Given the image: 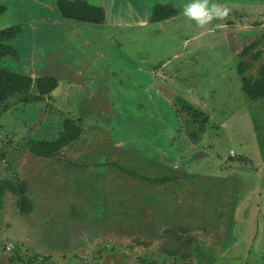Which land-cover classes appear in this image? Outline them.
<instances>
[{"label":"rangeland","instance_id":"374dc122","mask_svg":"<svg viewBox=\"0 0 264 264\" xmlns=\"http://www.w3.org/2000/svg\"><path fill=\"white\" fill-rule=\"evenodd\" d=\"M87 1L105 7L104 24L63 18L56 0H0V29L22 27L7 41L17 56L0 57V66L58 80L50 100L20 103L0 116V170L14 168L15 151L30 136L53 138L70 115L85 124L77 165L66 160L64 169L49 171L56 180L67 174L60 187L67 201L56 207L55 193L49 202L39 196L41 209L47 203L54 210L41 217L14 205L0 211V264H11L4 251L10 242L24 259L39 254L34 264H135L145 253L162 260L164 240L155 233L168 221L196 226L197 264H264V58L245 52L260 46L264 0L259 19L245 0H213L231 9L227 28L202 36L182 15L190 0ZM158 4L178 14L152 22ZM189 104L210 115L199 138L178 113ZM117 163L141 176L178 179L158 189ZM180 211L185 219L176 217ZM102 231L110 236L100 240ZM117 231L131 239L151 234L153 245L131 250ZM47 255L54 256L43 261Z\"/></svg>","mask_w":264,"mask_h":264},{"label":"trees","instance_id":"16d2710c","mask_svg":"<svg viewBox=\"0 0 264 264\" xmlns=\"http://www.w3.org/2000/svg\"><path fill=\"white\" fill-rule=\"evenodd\" d=\"M56 8L60 15L65 19H73L92 24H104L106 21V13L103 7L92 4L87 0H56ZM5 10L6 6L0 5V15L4 13ZM177 14L178 11L173 8V6L158 4L154 7L151 21H163L165 19H170ZM246 16L249 21H252V24L258 25V28L262 25L261 20L257 21L259 19L258 14V19H256L257 16L254 17L249 14ZM21 31L22 27L20 25L0 29V57L17 56V49L9 45L7 41L17 36ZM257 33V36L259 37L256 45L259 44L261 50H257L259 47H253L254 49H252L245 46V52L247 54L248 51H251L252 60L259 62L262 60V57L264 58V49H262V43L264 45V31L262 33ZM242 46L244 47V45ZM56 86H58V80L55 77L30 75L6 66H0V116L20 103L29 104L50 100V98H53V95H56ZM178 113L179 115H187L189 117L188 120L194 126V131L189 133H197V138L200 137V133L205 132V128L209 125L210 115L197 106L191 104L182 106L178 109ZM60 125L57 134L51 139L35 136H30L25 139L23 146L28 148L31 157H34V159L38 161H45L48 159L61 162L62 155L67 153V150L72 151L79 145L80 141L85 138V124L82 118H75L70 115L69 117L64 118ZM246 158V156H243L238 160L240 163H243L246 161ZM76 161L77 159L71 158L69 164L75 166L77 165ZM96 164L102 163L96 162ZM116 165H118V168H121V170L127 175L139 178L148 183H156L158 189L171 185L172 182L176 183L178 179H175L170 175L156 178L152 176H141L138 172L125 168L120 163H117ZM10 167L11 166L3 167V170H1L2 172L0 171V205H4L7 195H15L18 197L16 204L21 214L28 217L32 216L35 212L36 203L31 200L30 193H32V188L35 189V186L30 187L29 184L33 183L34 180L29 176H25V178L20 177L19 173L15 174ZM5 171H10L11 175L4 176L2 173ZM185 214L186 213L180 211L176 213V217L185 219V216H187ZM205 226L206 225L203 224L200 227L206 228ZM195 228L196 226L194 224L191 225L179 221L175 223L170 221L166 222L160 228L159 233H155L158 234V238L161 237L164 240L162 247L159 250V254H161V256H166V258L160 260L157 257H153V254L145 253L136 257L135 264H197L196 255L199 244L202 241L198 240L192 233V231H195ZM105 231H102V239L100 240H103L106 236H110L107 235L108 233H104ZM225 234L226 233L223 235V239ZM201 235L202 233H200V237ZM115 236H124L125 238L130 239L127 244H123L131 250L134 249L136 245H141L147 249L153 245V236L151 234L149 236L137 234L136 236H132L131 239V236L127 235L126 232L117 231ZM94 242L95 238L92 240L90 239L89 244ZM89 244L86 245L89 247L88 250H91V245L89 246ZM102 248L100 247L96 251L99 254V257L97 258L98 260L104 258V250H106V247ZM28 250L30 249L28 248ZM4 251L6 252L5 247ZM15 252L14 249L8 253V260L11 264H34L35 260L40 257L39 254L34 253L31 254V256H28L27 259H24L21 253ZM52 256H45L43 261L52 260ZM62 256L64 257L66 255Z\"/></svg>","mask_w":264,"mask_h":264},{"label":"crops","instance_id":"0c3cea01","mask_svg":"<svg viewBox=\"0 0 264 264\" xmlns=\"http://www.w3.org/2000/svg\"><path fill=\"white\" fill-rule=\"evenodd\" d=\"M113 1H115V0H113ZM241 5H246L248 7H251L253 9H255V10L257 9L256 11H257V14L259 15L258 9H261L263 4H262V0H250V1H246L245 0L244 3H241ZM100 6L103 7V9L105 10V7L104 6H102V5H100ZM105 13H106V20H107V12H106V10H105ZM155 75L157 76V72H155ZM195 134H197V133H195ZM195 134L193 133V135L195 137H197ZM157 147L159 149L160 148H163V146L162 145H159V144H157ZM21 148H22L21 150H19V151L16 150L15 151V156H14L15 158H13V159H15V164H14L13 171L15 172V174L19 173L20 177H23V178H25V176L31 177L34 180V182L31 183V184H29L30 187L31 186L32 187L35 186L36 185V182L39 185V188H40L39 190H37L36 189L37 186H35V189L32 188L33 189L32 190V193H30V198H31V200L33 202L36 203V201H39V196L45 197V200H43L44 202H49L52 199L53 194L55 193V196H54L55 198L53 199V201L55 202L54 204L57 207L56 202L57 203L59 201L62 202V200L64 201V199H66V196L63 194L64 192H62L60 190V187L66 186L64 180L66 179L67 174H63V175L59 174V177L58 178L61 181L59 179H57V180H59V181H57L55 178H53L52 175H50L49 171H51V168H53V169H58V168L61 169V168H63L64 169V164H63L64 161L67 160V161L70 162L71 158L72 159H77V157L80 158V156H78V155L81 153L82 148L80 147V145H78V147H75L72 151L67 150V153H65V154L62 155L61 162L52 161V160H48V159H46L45 161H38V160L34 159V157L32 158V160L29 161V159L31 158V156L28 157L27 156V153H29L30 151L28 150L27 147L25 148L23 146ZM164 149L165 148H163V150ZM71 154H73V155H71ZM25 155H26V157H28L27 160L25 159ZM34 160H36V161H34ZM32 162L35 163V167L34 168H33V164H31ZM2 174L4 176H8V175H11V172L10 171H7V172L5 171ZM12 176H14V175H12ZM45 185H47V187ZM43 186L45 188H43ZM51 187H54L55 188V189L52 188V190H54L55 192H53L51 190ZM57 187H59V189ZM34 196H36V198H34ZM49 196H51V197L49 198ZM5 199L6 200H5L4 205H0V211H3V215L6 214L4 212V209L5 208H9V206H11V205H14V209L17 212L18 207H17L16 202H17L18 197L15 196V195H11V196L10 195H7ZM66 201H67V199H66ZM42 205L36 204L35 212L33 213L32 216H29V218H32V217H35V216L41 217L40 214H38V213H43L46 209L50 208V206H51L50 204H47L46 203V207L44 209L42 207V209H41V206ZM49 210L54 211V210H52V208L51 209H48V211ZM18 211H19V209H18ZM0 216H1V214H0ZM10 223H12V221Z\"/></svg>","mask_w":264,"mask_h":264},{"label":"clouds","instance_id":"9594fccd","mask_svg":"<svg viewBox=\"0 0 264 264\" xmlns=\"http://www.w3.org/2000/svg\"><path fill=\"white\" fill-rule=\"evenodd\" d=\"M230 13V8L213 0H190L184 5L182 15L195 23L200 30L198 35L202 36L209 31L227 28L224 22L230 18ZM212 25L214 28H210Z\"/></svg>","mask_w":264,"mask_h":264},{"label":"built area","instance_id":"2783aa9c","mask_svg":"<svg viewBox=\"0 0 264 264\" xmlns=\"http://www.w3.org/2000/svg\"><path fill=\"white\" fill-rule=\"evenodd\" d=\"M15 247H16V245H15L14 243L10 242V243H8V244L5 246V250L8 251V252H10V251L14 250Z\"/></svg>","mask_w":264,"mask_h":264}]
</instances>
